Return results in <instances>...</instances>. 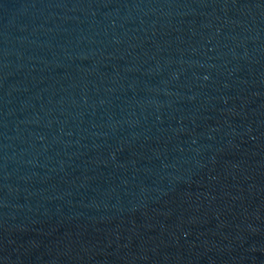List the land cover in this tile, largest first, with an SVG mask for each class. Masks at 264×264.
I'll return each mask as SVG.
<instances>
[{
    "label": "water",
    "instance_id": "obj_1",
    "mask_svg": "<svg viewBox=\"0 0 264 264\" xmlns=\"http://www.w3.org/2000/svg\"><path fill=\"white\" fill-rule=\"evenodd\" d=\"M0 264H264V0H0Z\"/></svg>",
    "mask_w": 264,
    "mask_h": 264
}]
</instances>
